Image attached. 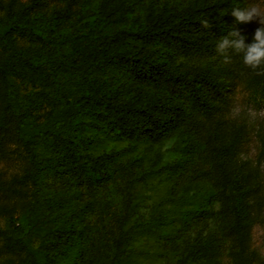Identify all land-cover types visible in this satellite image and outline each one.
<instances>
[{"label":"trees","instance_id":"trees-1","mask_svg":"<svg viewBox=\"0 0 264 264\" xmlns=\"http://www.w3.org/2000/svg\"><path fill=\"white\" fill-rule=\"evenodd\" d=\"M50 1L59 5L47 12ZM242 7L240 0L7 3L0 16V155L14 143L29 165L2 185L31 202L25 232L0 229V253L14 255L0 264L137 260L145 250L134 243L141 233L134 215L149 184L139 167L147 164L148 144L171 137L179 150L170 162L175 170L158 172L168 199L142 222V234L149 230L162 243V264H211L213 237L196 234L177 245L172 239L176 229L213 213L230 239L233 264H261L249 249L247 202L256 172L237 157L243 127L222 110L235 79L264 95V66L248 67L231 49L226 63L216 50L234 27L253 42L257 28L231 15ZM115 179L123 206L115 228L101 232V204L95 209L89 195ZM203 180V190L184 189ZM211 200L219 202L216 211ZM87 211L96 212L93 221ZM93 232L110 241L107 250H84Z\"/></svg>","mask_w":264,"mask_h":264},{"label":"rangeland","instance_id":"rangeland-1","mask_svg":"<svg viewBox=\"0 0 264 264\" xmlns=\"http://www.w3.org/2000/svg\"><path fill=\"white\" fill-rule=\"evenodd\" d=\"M9 1H12L13 6L18 7L28 0H0V16L4 14L5 7ZM99 1V0H95ZM127 2L142 1V0H123ZM244 8L258 5L264 8V0H240ZM59 2L50 1L47 5L48 12ZM248 25L260 28L264 27L259 23V18L253 20ZM20 43L31 44L30 41L20 38ZM228 101L222 110L223 116L231 123L243 127V139L237 151L239 160H246L248 164L256 172L255 190L248 197V213L250 216V237L249 249L254 253L257 260L264 264V95L255 87H247L243 82L235 79L228 91ZM112 144H117V141H110ZM148 153L145 155L144 161L147 164L139 167V173L145 174L149 178L148 185L143 186L141 196L138 201V209L134 215L136 222L141 224V233L134 241L144 253L138 254L137 260L125 264H162L163 257L160 252L164 251L162 243L157 241L155 233L149 230L143 231L142 222L149 224L153 213L156 211L159 204L168 199L165 190L168 189L167 181L164 177L159 176L158 172L171 169L174 172V165L170 166V162L178 155L179 150L174 141V137L165 139L157 144H148ZM118 149V147H115ZM201 167H205V163L193 159ZM138 163L139 160H136ZM191 163H188L189 166ZM27 160L24 157L23 150L14 143H8V155H0V229L7 231L10 234L23 233L28 227L29 205L31 202L30 195L20 194L4 187L5 182H10L14 176H20L23 170L28 166ZM50 180L49 177H46ZM118 179L108 181L105 186L88 194L94 201V208L101 204V213L97 218V229L102 230L115 228L116 219L123 206V194L117 188ZM4 182V183H3ZM142 182V180H141ZM18 182H13L14 186ZM208 180L194 181L187 183L184 189L189 192L203 190L208 184ZM18 185H21L18 183ZM27 188L28 185H23ZM199 194H196L198 196ZM85 196V194H84ZM208 206L216 211L219 207V202L211 200ZM85 216L91 221L95 219V211H87ZM157 226H161V217L158 218ZM219 217L213 213L204 221L189 225L185 228L176 229L177 234L172 240L173 244H180L183 240L193 238L196 234L200 236H210L214 239V248L210 253L211 264H233V258L229 253L230 239L224 237L219 232ZM19 226L16 227V226ZM21 229L18 232V229ZM169 244L171 240L169 239ZM32 244L36 245L37 240L34 238ZM110 241L102 238L97 232H93L91 239H88L83 244L86 252H94L97 250H107ZM179 250V249H178ZM8 258H14L13 254L0 253V263L7 261Z\"/></svg>","mask_w":264,"mask_h":264},{"label":"clouds","instance_id":"clouds-1","mask_svg":"<svg viewBox=\"0 0 264 264\" xmlns=\"http://www.w3.org/2000/svg\"><path fill=\"white\" fill-rule=\"evenodd\" d=\"M231 15L235 17L238 24L250 23L259 18V23L264 25V8L253 5L248 8H233ZM205 28L210 27L207 20L203 21ZM231 37V38H230ZM246 37L235 27L217 45V52L225 57V62H230L228 50L231 49L237 54H243V62L252 69L264 66V27H260L255 31L253 42L245 43ZM264 74V73H261Z\"/></svg>","mask_w":264,"mask_h":264}]
</instances>
